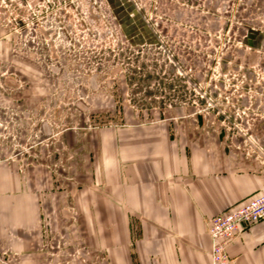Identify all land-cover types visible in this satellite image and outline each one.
Returning a JSON list of instances; mask_svg holds the SVG:
<instances>
[{
    "label": "rangeland",
    "instance_id": "rangeland-1",
    "mask_svg": "<svg viewBox=\"0 0 264 264\" xmlns=\"http://www.w3.org/2000/svg\"><path fill=\"white\" fill-rule=\"evenodd\" d=\"M179 132L264 166V0H0V163L25 185L0 195L41 204L0 213V264H125V221L89 202L133 134Z\"/></svg>",
    "mask_w": 264,
    "mask_h": 264
},
{
    "label": "crops",
    "instance_id": "crops-1",
    "mask_svg": "<svg viewBox=\"0 0 264 264\" xmlns=\"http://www.w3.org/2000/svg\"><path fill=\"white\" fill-rule=\"evenodd\" d=\"M134 136L142 137L140 147L116 153L111 164L109 201L95 196L89 202L94 217L102 218L103 202L109 218L125 221L114 235L125 264H212L207 220L255 196L264 185V166L237 149L229 140L241 138L231 133L179 132L174 140L162 138L156 151L149 136ZM12 168L0 163V194L25 187ZM4 196L0 213L18 211V217L11 215L15 226L25 227L22 212L39 216L41 204L32 194ZM240 231L228 247L232 264H264V219Z\"/></svg>",
    "mask_w": 264,
    "mask_h": 264
},
{
    "label": "built area",
    "instance_id": "built-area-1",
    "mask_svg": "<svg viewBox=\"0 0 264 264\" xmlns=\"http://www.w3.org/2000/svg\"><path fill=\"white\" fill-rule=\"evenodd\" d=\"M256 146L261 155H264V149L259 144ZM262 219H264V185L255 196L235 209L211 217L208 221V233L212 241V264H228L230 243L243 227Z\"/></svg>",
    "mask_w": 264,
    "mask_h": 264
}]
</instances>
